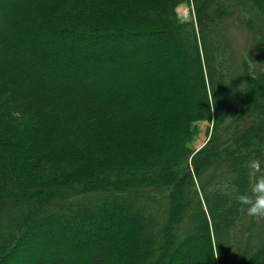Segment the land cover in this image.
I'll use <instances>...</instances> for the list:
<instances>
[{
    "label": "trees",
    "instance_id": "trees-1",
    "mask_svg": "<svg viewBox=\"0 0 264 264\" xmlns=\"http://www.w3.org/2000/svg\"><path fill=\"white\" fill-rule=\"evenodd\" d=\"M8 2L0 264H264V220L209 191L264 162V0H35L29 31Z\"/></svg>",
    "mask_w": 264,
    "mask_h": 264
},
{
    "label": "clouds",
    "instance_id": "clouds-1",
    "mask_svg": "<svg viewBox=\"0 0 264 264\" xmlns=\"http://www.w3.org/2000/svg\"><path fill=\"white\" fill-rule=\"evenodd\" d=\"M246 187L239 186L240 175L232 172L209 189L238 205L239 210L252 220H264V162L249 159L242 164Z\"/></svg>",
    "mask_w": 264,
    "mask_h": 264
},
{
    "label": "rangeland",
    "instance_id": "rangeland-1",
    "mask_svg": "<svg viewBox=\"0 0 264 264\" xmlns=\"http://www.w3.org/2000/svg\"><path fill=\"white\" fill-rule=\"evenodd\" d=\"M1 1H3V0H1ZM31 1H32L33 4L35 3V0H9V2L7 3L8 5L4 6V9L9 14L8 17H9V19L11 21L10 22V27L11 26H15V27L16 26H18V27L22 26L23 30L24 29L28 30V28L24 27L23 25L27 22V20L25 18H28V16H30V15L32 16V14H30L31 12L29 13V11H32L29 8V6L31 4ZM177 11L182 17H187V16L190 15V8H189V6H187V4L179 5L178 8H177ZM0 28L2 29L1 25H0ZM28 34H29V32H28ZM0 35H1V33H0ZM22 35H23L22 31L19 30L18 39ZM236 47H238V45H236ZM47 50L48 49H46V51L44 50L45 52L41 51V53L43 52V54H44V53L47 52ZM87 71L90 72L91 69L87 68ZM75 75H79V76L82 75L83 76V74H77V73ZM114 88H116V87H114ZM112 91H113V93L116 96H118V92H117L116 89L112 88ZM198 125H199V133H198V136H197L196 140L194 141L195 147H197L200 144H202L203 142H205L206 139L207 140L209 139L208 135H209V131H210V124L207 121H202V122H199ZM207 140H206V142H207ZM113 227L114 226L111 224L110 228H113ZM118 228H119V230H121L122 229V225H118ZM251 243H253V242H251Z\"/></svg>",
    "mask_w": 264,
    "mask_h": 264
},
{
    "label": "bare ground",
    "instance_id": "bare-ground-1",
    "mask_svg": "<svg viewBox=\"0 0 264 264\" xmlns=\"http://www.w3.org/2000/svg\"><path fill=\"white\" fill-rule=\"evenodd\" d=\"M200 122H202V121H200ZM209 123V122H208ZM199 124V123H198ZM210 124V131H209V133L211 132V129H212V124L211 123H209ZM198 127H199V125H198Z\"/></svg>",
    "mask_w": 264,
    "mask_h": 264
}]
</instances>
